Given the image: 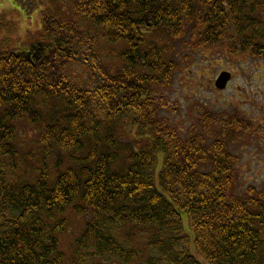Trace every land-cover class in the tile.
<instances>
[{
    "label": "trees",
    "instance_id": "16d2710c",
    "mask_svg": "<svg viewBox=\"0 0 264 264\" xmlns=\"http://www.w3.org/2000/svg\"><path fill=\"white\" fill-rule=\"evenodd\" d=\"M53 1L74 17L44 12L33 43L0 47V264H264V193L234 194L239 126L204 113L182 134L164 96L185 31L195 51L239 38L264 60V0ZM21 121L41 147L33 182L17 175ZM69 212L89 219L66 251Z\"/></svg>",
    "mask_w": 264,
    "mask_h": 264
},
{
    "label": "rangeland",
    "instance_id": "374dc122",
    "mask_svg": "<svg viewBox=\"0 0 264 264\" xmlns=\"http://www.w3.org/2000/svg\"><path fill=\"white\" fill-rule=\"evenodd\" d=\"M44 12L62 19L74 17L71 6L53 0H0V47L3 51L19 50L33 43L39 36ZM192 40L185 31L178 41L168 43L171 48L178 46L180 52L175 54L181 58L182 66L173 87L164 92L169 109L165 115L171 117L173 126L182 134L188 132L204 113L219 116L227 126L228 123L238 125L240 131L228 142L237 160L238 182L234 194L247 199L253 192L264 193V60L242 54L239 38L222 40L204 51L191 49ZM103 44L99 47L103 61L120 67L119 47ZM234 50L236 54H232ZM67 71L80 85L85 86L88 82L89 70L80 63L71 64ZM223 72L232 73L235 79L225 91H219L215 82ZM18 130L22 165L17 175L22 181L33 182L35 169L40 166L41 147L27 121H21ZM119 132L123 142L137 136L136 129L130 131L124 124ZM162 162L163 158L159 156V168ZM67 219L68 232L62 236V242L65 250L69 251L89 217L81 218L69 212ZM185 229L190 233L187 224ZM135 244L143 246L144 242L138 239Z\"/></svg>",
    "mask_w": 264,
    "mask_h": 264
},
{
    "label": "water",
    "instance_id": "95a60500",
    "mask_svg": "<svg viewBox=\"0 0 264 264\" xmlns=\"http://www.w3.org/2000/svg\"><path fill=\"white\" fill-rule=\"evenodd\" d=\"M231 74L229 73H222L220 75V77L218 78L217 82H216V87L219 89V90H225L228 83L230 82L231 80Z\"/></svg>",
    "mask_w": 264,
    "mask_h": 264
}]
</instances>
